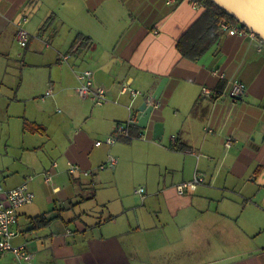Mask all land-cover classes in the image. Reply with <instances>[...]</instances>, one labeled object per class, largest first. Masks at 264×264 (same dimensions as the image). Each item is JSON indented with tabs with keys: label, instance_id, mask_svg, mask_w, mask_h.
I'll return each mask as SVG.
<instances>
[{
	"label": "crops",
	"instance_id": "1",
	"mask_svg": "<svg viewBox=\"0 0 264 264\" xmlns=\"http://www.w3.org/2000/svg\"><path fill=\"white\" fill-rule=\"evenodd\" d=\"M204 10L191 0H0V180L34 193L14 239L32 264H264V48L220 27L204 53L183 56L177 41ZM24 15L30 39L18 49ZM84 68L111 89L101 106L76 91ZM163 79L146 138L95 145L129 118L121 81L152 95ZM229 80L247 86L236 101ZM108 154L118 163L100 169ZM197 171L205 182L178 193ZM0 264H15L12 252Z\"/></svg>",
	"mask_w": 264,
	"mask_h": 264
},
{
	"label": "built area",
	"instance_id": "2",
	"mask_svg": "<svg viewBox=\"0 0 264 264\" xmlns=\"http://www.w3.org/2000/svg\"><path fill=\"white\" fill-rule=\"evenodd\" d=\"M168 2H174L177 0H167ZM194 6H197L200 2L197 0H191ZM26 17H23L18 22V32L17 38L22 46H26L29 42V33L28 31L21 27L26 21ZM220 27L223 30L231 31L238 33L240 35H250L254 38H259L261 44L259 50L264 48V41L260 38L259 35L250 31L244 27L239 22H233L229 19H223L220 23ZM70 55H64L61 57L62 60H66ZM213 74L220 78H225V73L219 69L215 68ZM77 78L79 79V84L77 85L76 91L82 98H90L94 105L101 106L104 103L109 101V95L111 89L106 87L96 81L95 71L91 68H84L77 73ZM229 90L228 95L232 100L236 101L246 92L247 86L243 81L240 80H229ZM118 94H128L130 96V103L128 104V109L130 111L129 118L126 121H119L115 124L113 131L102 139H97L95 145L99 146L101 144H107L109 146L115 144L117 140L121 137L131 138L138 136L140 138H146L145 128H140L137 126V121L140 115L142 114L138 111V106L135 105V101L138 98H142L143 101H146L150 104H153L154 108H158L160 105L159 100H156L153 95L145 93L142 89L133 86L127 81H121L119 85ZM202 94L205 96L216 97L219 96V90L216 88L204 85L202 87ZM46 95H53L52 89H48L45 93ZM116 102H118L116 100ZM135 127L139 128V131L136 135H133L131 129ZM208 131L212 129L208 128ZM176 136H172V140L176 141ZM235 138L232 135H227L225 137L224 146L226 149H230L233 146ZM188 152H192V149H187ZM118 163V158L113 154H108V158L105 162L99 165L100 169H105L107 167H113ZM57 166V162L53 163V167ZM68 170L71 173H76L82 170V168L73 162H69ZM84 174H90L89 171L83 170ZM45 179L47 182L51 181V171L46 170ZM30 178L33 175H29ZM205 182V176L197 171L194 173L193 177L189 180L182 181L175 185L178 193L185 194L189 191H194L199 184ZM143 198L145 196V188L138 187L135 189ZM34 199V193L29 188L27 182L21 183L18 186L12 188H5L0 180V259L2 255L10 251L13 255V260L15 264H32L35 257L34 251L28 248L26 243L14 244V239L20 234L19 229V208L25 204L31 203Z\"/></svg>",
	"mask_w": 264,
	"mask_h": 264
},
{
	"label": "water",
	"instance_id": "3",
	"mask_svg": "<svg viewBox=\"0 0 264 264\" xmlns=\"http://www.w3.org/2000/svg\"><path fill=\"white\" fill-rule=\"evenodd\" d=\"M217 5L225 9L239 23L250 31L259 35L264 41V0H212ZM166 79H163L158 84L152 94L156 100H159L164 88ZM156 108L153 104L142 101L138 106V111L142 114L138 118L137 126L140 128H148L152 124V115ZM154 124V137L161 138L163 133V124L156 121Z\"/></svg>",
	"mask_w": 264,
	"mask_h": 264
},
{
	"label": "trees",
	"instance_id": "4",
	"mask_svg": "<svg viewBox=\"0 0 264 264\" xmlns=\"http://www.w3.org/2000/svg\"><path fill=\"white\" fill-rule=\"evenodd\" d=\"M197 1H200L205 5V10L201 17H199V19L193 23L177 41V48L181 54L191 59L197 58L204 53L209 45L215 40L218 36L216 34L223 19H229L236 23L238 22L232 15L217 5L214 1ZM87 38L88 37H84L80 34L77 37V41L80 39L87 40ZM207 40H210V42ZM74 42L76 43V40ZM32 124H28V126H33ZM135 128L139 129L138 127Z\"/></svg>",
	"mask_w": 264,
	"mask_h": 264
},
{
	"label": "rangeland",
	"instance_id": "5",
	"mask_svg": "<svg viewBox=\"0 0 264 264\" xmlns=\"http://www.w3.org/2000/svg\"><path fill=\"white\" fill-rule=\"evenodd\" d=\"M23 17H26L27 19H26V21H24V25H21V27H23V28H25L27 31H28V29H27V26H26V22L28 21V17L26 16V15H24V16H22L21 18H23ZM20 18V19H21ZM19 19V20H20ZM19 20H18V22H19ZM18 22H17V28H18ZM19 29V28H18ZM18 29H16V33H15V39H16V41H17V48L18 49H20V48H23V47H25V46H22L21 45V43L18 41V38H17V32H18ZM28 33H29V31H28ZM29 39H30V33H29ZM64 55H69V53H67V54H61L60 55V57H59V59H61V57L62 56H64ZM62 60V59H61ZM20 102V101H19ZM19 107H20V105H19ZM17 119H18V117H12L11 118V129L13 130V131H15V124H16V121H17ZM6 129V128H5ZM2 131V130H1ZM0 131V132H1ZM136 137H138V136H136ZM138 138H140V137H138ZM40 140H42L41 138H40Z\"/></svg>",
	"mask_w": 264,
	"mask_h": 264
},
{
	"label": "bare ground",
	"instance_id": "6",
	"mask_svg": "<svg viewBox=\"0 0 264 264\" xmlns=\"http://www.w3.org/2000/svg\"><path fill=\"white\" fill-rule=\"evenodd\" d=\"M133 129V128H132ZM132 129H131V132H132ZM134 135V134H133ZM132 138V137H131Z\"/></svg>",
	"mask_w": 264,
	"mask_h": 264
}]
</instances>
